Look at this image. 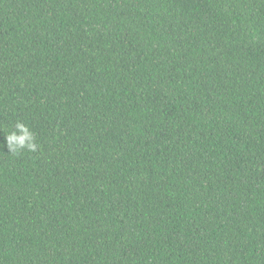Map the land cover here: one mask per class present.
Here are the masks:
<instances>
[{
  "label": "trees",
  "instance_id": "16d2710c",
  "mask_svg": "<svg viewBox=\"0 0 264 264\" xmlns=\"http://www.w3.org/2000/svg\"><path fill=\"white\" fill-rule=\"evenodd\" d=\"M0 264H264V0H0Z\"/></svg>",
  "mask_w": 264,
  "mask_h": 264
},
{
  "label": "clouds",
  "instance_id": "9594fccd",
  "mask_svg": "<svg viewBox=\"0 0 264 264\" xmlns=\"http://www.w3.org/2000/svg\"><path fill=\"white\" fill-rule=\"evenodd\" d=\"M36 138L30 128L23 122H16L14 130L6 137V145L9 153L16 154L19 151L27 150L34 152L37 150Z\"/></svg>",
  "mask_w": 264,
  "mask_h": 264
}]
</instances>
